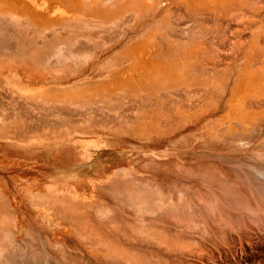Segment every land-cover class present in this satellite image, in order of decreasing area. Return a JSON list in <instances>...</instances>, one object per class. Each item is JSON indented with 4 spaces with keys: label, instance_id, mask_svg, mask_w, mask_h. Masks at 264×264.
I'll return each instance as SVG.
<instances>
[{
    "label": "rangeland",
    "instance_id": "1",
    "mask_svg": "<svg viewBox=\"0 0 264 264\" xmlns=\"http://www.w3.org/2000/svg\"><path fill=\"white\" fill-rule=\"evenodd\" d=\"M99 1L110 12L100 19L114 23L100 27L72 18L67 21L79 22L78 27L59 30L60 47L78 55L71 63L48 64L37 57L40 39L53 37L49 30L41 36L23 22L11 21L1 29L20 35L21 48L27 50L17 56L0 54V264H264V0H199L195 6L192 0ZM29 4L0 0V15L29 19ZM49 8L44 6L45 13L39 11L36 18L50 28L72 17L70 8H52L51 17L60 20L42 19L49 18ZM154 20L158 24L153 28L139 27ZM168 22L171 27L165 26ZM147 30L164 43L171 41L172 57H186L177 62L189 64L192 76L168 99L164 89L157 90L163 96L155 102L160 120L145 130L148 139L122 132L118 125L123 123L116 119L121 110L134 119L135 109L150 103L147 96L119 94L107 97H117L113 103L102 97L44 106L29 99L32 81L38 82L36 88L81 87L95 77L102 58ZM34 38L40 39L32 43ZM15 87L24 89L18 92L25 100L11 96ZM236 89L241 100L229 110ZM103 102L110 108L99 106ZM13 111L21 119L5 116ZM16 125L22 126L17 132Z\"/></svg>",
    "mask_w": 264,
    "mask_h": 264
},
{
    "label": "bare ground",
    "instance_id": "2",
    "mask_svg": "<svg viewBox=\"0 0 264 264\" xmlns=\"http://www.w3.org/2000/svg\"><path fill=\"white\" fill-rule=\"evenodd\" d=\"M199 2V0H192L191 1V3L190 4H192V5H196L197 3ZM258 5V4H257ZM18 10H20V11H22V9L21 8H19ZM53 9L52 8H49L48 10H47V16L48 17H51V15H52V13H53ZM173 11V10H172ZM14 12L15 13H17L18 11H17V9H16V7H15V10H14ZM240 13V12H239ZM165 15H166V13H165ZM173 15V14H172ZM241 16V15H240ZM244 16V15H243ZM6 18L7 17V19H8V22H3V20H1L0 19V54H4V55H8V54H11V55H23L24 54V52L27 50V49H23V48H21V45H22V43H23V41L21 40L22 38H19L20 37V35L17 37V36H11L10 34H6V33H4L3 34V32L1 31V29L2 28H5V27H7V23H9L10 25L12 24L11 22H15V23H17L18 25L19 24H22V23H20V22H23L27 27L29 26V30L31 31V32H35L36 34H38V35H41V36H43V32H45L46 30H49V31H51L52 33H51V35H53V37H51V38H49V37H42L41 39L40 38H37V39H40L41 41H42V47H40L39 49H34V51L35 52H37L38 54H37V57H40V59H43V61L44 60H46V61H49V63L48 64H60V63H62V62H64V61H68V62H70L71 63V61H74L77 57H78V55H77V57H75L74 55H71L72 54V52L70 51V50H65L63 47H60V45H62L63 43H64V41L63 40H61L60 38H59V34L61 33V32H59V30H61V29H69V28H71V27H74V26H76V27H78V23L79 22H75L74 24L71 22V21H62V22H60V23H58L56 26H54V27H52V28H50L49 26H48V28H43V29H39V26L41 25V23L40 24H38V23H31L30 21H29V19H25V18H23L22 20H19V17H14V16H7V15H4V14H1L0 15V18ZM215 18V17H214ZM21 19V18H20ZM42 19H50V18H42ZM233 19V18H232ZM11 21V22H10ZM216 22V21H215ZM226 22V21H225ZM231 22V21H230ZM235 22H236V20H235ZM234 22V23H235ZM202 23V22H201ZM226 23H228V22H226ZM87 24H88V22H87ZM89 24H90V22H89ZM206 24V23H205ZM215 24V23H214ZM90 25H93V24H90ZM206 25H208V23L206 24ZM210 25V24H209ZM94 26H96L95 24H94ZM100 26V25H99ZM213 26V25H212ZM40 27H42V26H40ZM85 27V26H84ZM88 27V26H87ZM90 27V26H89ZM92 27V26H91ZM129 27V26H128ZM131 27V26H130ZM210 28V27H209ZM224 28V27H223ZM222 29V28H221ZM234 29V28H233ZM99 30V29H98ZM100 30H103L102 28L100 29ZM88 31V30H87ZM130 31V30H129ZM230 31H232V30H230ZM22 32V31H21ZM84 32V31H83ZM169 32H172V31H169ZM186 33V32H185ZM219 33H220V31H219ZM24 34V33H23ZM130 34V33H129ZM136 34H138L137 32H136ZM223 34V33H222ZM221 34V35H222ZM230 34V33H229ZM33 35V34H32ZM56 35H57V37H56ZM101 35V34H100ZM171 35V34H170ZM174 35V34H173ZM215 35V34H214ZM24 36V35H23ZM87 36V35H86ZM37 37V36H36ZM72 37V36H71ZM91 37V36H90ZM120 37V36H119ZM170 37V36H169ZM218 37V36H217ZM57 38H58V40H57ZM93 38V37H92ZM91 38V39H92ZM104 38V37H103ZM120 38H122V37H120ZM119 38V39H120ZM167 38V37H166ZM36 38H34L31 42L32 43H37L38 41H37V39L35 40ZM79 39V38H78ZM83 39V38H82ZM129 39H131V38H129ZM136 39V38H135ZM134 39V40H135ZM164 39V38H163ZM212 39V41H213V38H211ZM26 40V39H25ZM84 40V39H83ZM162 40V39H161ZM125 41V40H124ZM132 41V40H131ZM229 41V40H228ZM95 42V41H94ZM97 42V41H96ZM104 42V41H103ZM211 42V41H210ZM214 42V41H213ZM27 43H28V41H27ZM65 43H67V41L65 42ZM69 43H71V41H69ZM116 43V42H115ZM123 43V42H122ZM134 43V42H133ZM136 43V42H135ZM227 43V42H226ZM74 44H76V43H74ZM94 44V43H93ZM103 44V43H102ZM117 44H119V43H117ZM116 44V45H117ZM164 44H166V43H164ZM212 44V43H211ZM44 45V46H43ZM105 45V44H104ZM173 45V44H172ZM227 45H229V44H227ZM244 45V44H243ZM8 46H9V48H8ZM26 46V45H25ZM68 46V45H67ZM107 46V45H106ZM106 46H105V48H106ZM113 46V45H112ZM121 46V45H120ZM132 46V45H131ZM166 46V45H165ZM174 46V45H173ZM218 46V45H217ZM231 46V45H230ZM94 47H95V45H94ZM97 47V46H96ZM102 47V46H101ZM148 48L147 49H144L145 48V46H142V45H134L133 47H130L129 49H128V52H129V59H127L126 61H125V64H126V67H123L122 69H120V70H118V71H115L114 73H116V74H113V78L112 79H109L107 82L106 81H104L103 83H100V84H98L97 85V88L98 87H106V88H108V89H105V91H103V92H99V94L100 93H108V92H111L112 90H114V89H112V90H110V87L111 86H113V85H117V86H121V87H118V88H123V87H129L130 85H132V88H130L129 89V91H121L120 93H117V94H114L113 96H115V95H119V94H122V96H126V95H128V97H139V96H147V98L146 99H148L149 100V104L147 105V107L146 108H141V109H135L136 111H134V112H136V114H134V119L133 118H129V117H127V116H125L124 115V112L121 110V111H117L118 112V114L116 115V119H118V121L120 120L122 123H123V125H125V123L126 122H128L129 124L128 125H125V129L123 130V128H124V126L123 125H121V126H119L118 125V129L119 130H121L122 132H124V133H127V132H132V134L136 137V135H138V139H142V138H145V139H148L149 137H151L150 135L149 136H145V130H147L148 129V127H149V124L150 123H152V124H157V126H158V124H159V120H160V114L158 113V108L156 107V106H158V104L157 105H155V102L156 101H158V102H162V94H164L165 95V97H167L168 96V94L169 93H171L173 90H171V89H164V93H162V94H159V92L157 91L158 90V88L157 87H155V88H153V89H155L156 91L155 92H149V93H147V92H145L144 90H150L154 85H156L157 83L156 82H154V81H157L158 80V78H154V75H153V71L151 70V69H153L154 67H158V60H156L155 58H152V57H150V47L149 46H147ZM223 47V46H222ZM71 49H72V47H70ZM119 48V47H118ZM158 48V47H157ZM217 48V47H216ZM31 48H29V50H30ZM33 49V48H32ZM98 49V48H97ZM103 49V48H102ZM107 49H108V47H107ZM123 49V48H122ZM75 49H73V51H74ZM160 50V49H159ZM171 50V49H170ZM210 50V49H209ZM222 50V49H221ZM31 51V50H30ZM33 51V52H34ZM176 51V50H175ZM216 51V50H215ZM214 51V52H215ZM103 52V51H102ZM119 52V51H118ZM218 52V51H217ZM27 53H28V51H27ZM30 53V52H29ZM76 53V52H75ZM78 53V52H77ZM93 53V52H92ZM113 53H117V52H113ZM169 53V52H168ZM219 53V52H218ZM34 54V53H33ZM181 54V52L179 53V55ZM31 54H29V56H30ZM132 55V56H131ZM134 55H137L136 56V58H134L133 56ZM153 55V54H152ZM27 56V55H26ZM145 56H148L147 58L145 57ZM20 57H24V56H20ZM74 57V58H73ZM165 57V56H164ZM32 58V57H31ZM109 58H110V55H109ZM33 60V59H32ZM215 60V59H214ZM77 62H79L78 60H76ZM212 61V60H211ZM2 62V61H1ZM9 62V61H8ZM35 62V61H34ZM105 62V61H104ZM113 62H115V61H113ZM112 61H111V63H113ZM222 62V61H221ZM6 63V62H5ZM12 63V62H11ZM45 63V62H44ZM105 63H103V65H104ZM107 64V63H106ZM122 64V63H121ZM114 65V64H113ZM107 66H108V64H107ZM111 66V65H110ZM124 66V65H123ZM39 67V66H38ZM109 67V66H108ZM231 67V66H230ZM234 67V66H233ZM68 69H70V68H68ZM71 70H73V69H71ZM70 70V71H71ZM104 70V69H103ZM45 71V70H44ZM47 71V70H46ZM69 71V70H68ZM112 71V70H111ZM72 72V71H71ZM74 73H75V71H73ZM72 72V73H73ZM220 72V71H219ZM5 73V72H4ZM74 73H73V75H74ZM79 73H81L80 72V70H79ZM242 73H244V71H242L240 74H242ZM68 74H69V72H68ZM5 77V76H4ZM3 77V78H4ZM109 76H104L103 78L104 79H107ZM8 79V78H7ZM153 79H155L154 81H153ZM245 79H247V77L246 76H244L243 78H242V80H241V83H240V80H238L237 82H239L240 84H242L243 83V85L242 86H245V82L247 81V80H245ZM245 81V82H244ZM152 82H154V85H152ZM237 82H236V86H238V87H240L239 85H237ZM0 83H1V81H0ZM3 83V82H2ZM1 83V84H2ZM2 86V85H1ZM4 86V85H3ZM5 87V86H4ZM6 89H7V87H5ZM9 88V87H8ZM16 88V87H15ZM15 88H13L14 89V91H12V89H11V96H16V98H21V99H24L23 98V96L22 95H20L19 94V92H22L20 89H18V91H17V88L15 89ZM125 88H123V89H125ZM3 89H0V91H2ZM8 90V89H7ZM6 90V91H7ZM9 91V90H8ZM7 91V92H8ZM93 91V90H92ZM14 92H15V94H14ZM237 93H238V90L236 89V91L234 90L233 91V95L230 97V99L228 100V109L230 110L231 108H235V106H234V104H236L235 102L237 101V99H238V101L240 102V100H241V98H238L236 95H237ZM49 94V93H48ZM52 94V93H51ZM74 94H76V93H74ZM79 94V93H78ZM36 95V94H35ZM35 95H34V97H35ZM66 95V94H65ZM69 95V94H68ZM68 95H66V96H68ZM93 95H94V93H93ZM190 95V94H189ZM40 96H41V94H40ZM173 96V95H172ZM29 97V96H28ZM50 97V96H49ZM63 97V96H62ZM95 97V96H94ZM46 98V99H45ZM45 98H42V97H36V98H33V100H37V101H39V102H42L41 104L44 106V104H47V103H49L50 102V100H49V98H47V97H45ZM52 98V97H51ZM107 99L106 101L107 102H110L113 98H117V97H112L111 99H110V101H109V99L107 98V97H104V99ZM124 98V97H123ZM142 98V97H141ZM169 97H167V99H168ZM1 99H2V95H1ZM26 99V98H25ZM24 99V100H25ZM125 99V98H124ZM146 99H144V100H146ZM171 99H173V98H171ZM170 99V100H171ZM6 100V102L8 101L7 99H5ZM15 100V99H14ZM17 100V99H16ZM23 100V101H24ZM119 100H120V97H119ZM126 100V99H125ZM166 100V99H165ZM3 101H4V99H3ZM99 101H103V100H99ZM105 101V102H106ZM116 101V100H115ZM124 101V100H123ZM131 101V100H130ZM173 101V100H172ZM27 102L28 101H26V104H27ZM52 102V101H51ZM105 102H103V103H101V105H99V106H107L108 104H105ZM148 102V101H147ZM169 102V101H168ZM15 103V102H14ZM23 103H25V102H23ZM31 103V104H30ZM29 104L30 105H32V103L33 102H30ZM38 103V102H37ZM36 103V104H37ZM112 103H113V100H112ZM111 103V104H112ZM115 103V102H114ZM129 103V102H128ZM132 105H133V101L132 102H130ZM135 103H137L136 101H135ZM141 103V102H140ZM175 103V102H174ZM2 104V103H1ZM38 104H40V103H38ZM38 104H37V106H38ZM125 104H127V103H125ZM165 104H168V103H165ZM171 104V103H170ZM179 104V103H178ZM34 105H35V103H34ZM94 105V104H93ZM92 105V106H93ZM98 104H96V106H97ZM113 105V104H112ZM116 105H117V103H116ZM121 105V104H120ZM27 106V105H26ZM48 106V105H47ZM47 106H45L46 108H47ZM54 107L56 106L55 104L53 105ZM68 105H64L62 108H64V107H67ZM126 106V105H125ZM127 106H130V105H127ZM0 107H1V105H0ZM25 107V106H24ZM23 107V108H24ZM30 107V106H29ZM40 106H38V108H39ZM42 107V106H41ZM60 107V106H59ZM58 107V108H59ZM76 107V106H75ZM78 107V106H77ZM90 107V106H89ZM94 107H95V105H94ZM104 107V111L106 110V108L108 107H106L105 108ZM120 107V106H119ZM137 107V106H136ZM151 107H154V109H152ZM37 108V107H36ZM55 108H57V106L55 107ZM71 108V107H70ZM70 108H68V110L70 109ZM80 108H81V106H80ZM88 108V107H87ZM108 108H110V107H108ZM170 108H171V106H170ZM3 109H4V107H3ZM32 109H33V107H32ZM32 109H30V110H32ZM42 109H43V107H42ZM54 109V108H53ZM61 109V108H60ZM72 109V108H71ZM78 109V108H77ZM82 109V108H81ZM39 110H41L40 108H39ZM38 109H37V111H39ZM52 110V109H51ZM50 110V111H51ZM62 110V109H61ZM67 110V109H66ZM183 110H184V108H183ZM18 111V110H17ZM33 111V110H32ZM44 111V110H43ZM42 111V112H43ZM54 111H55V109H54ZM57 111H59L58 109H57ZM57 111H55L56 113H57ZM71 111V110H70ZM80 111V110H79ZM103 111V110H102ZM107 111V110H106ZM125 111V110H124ZM163 111V110H162ZM181 111V110H180ZM186 111V110H185ZM3 112V111H2ZM19 112V111H18ZM42 112H40L41 113V115H43L44 114V112H43V114H42ZM69 112V111H68ZM187 112V111H186ZM14 113V111L13 112H8L7 113V115L5 114V116H9L10 114H11V116H9V117H13V118H18V119H21V117L20 116H18V115H14L13 114ZM112 113V112H111ZM165 113V112H164ZM37 114V113H36ZM47 114V113H46ZM55 113H53V115H54ZM99 114V113H98ZM126 114V113H125ZM172 114V113H171ZM183 114V113H182ZM38 115H40V114H38ZM88 115V114H87ZM113 115H114V113H113ZM169 115V114H168ZM55 116V115H54ZM56 116H58V115H56ZM61 116H63V115H60V116H58L59 118L61 117ZM167 116V115H166ZM182 116V115H181ZM29 117V116H28ZM38 117V116H37ZM48 117V116H47ZM50 117V116H49ZM66 117H69V116H66ZM65 117V118H66ZM83 117V116H82ZM99 117V116H98ZM97 117V118H98ZM114 117H115V115H114ZM183 117V116H182ZM12 118V120H14ZM63 118V117H62ZM73 118V117H72ZM72 118L70 117V119L72 120ZM112 118V117H111ZM172 118H174V117H172ZM221 118V121H222V119L223 118H225L226 119V116H223V118L222 117H220ZM9 119H11V118H9ZM41 119V118H40ZM67 119V118H66ZM69 119V118H68ZM67 119V120H68ZM73 119H77L76 117L75 118H73ZM175 119H176V116H175ZM182 119V118H181ZM45 120V119H44ZM50 120H51V118H50ZM66 120V121H67ZM113 120V119H112ZM8 121V120H7ZM7 121H6V123H7ZM20 121V120H19ZM33 121H34V119H33ZM54 121V120H53ZM69 121V120H68ZM67 121V122H68ZM117 121V122H118ZM119 121V123H121ZM172 121V120H171ZM183 121V120H182ZM8 122H10L11 123V121H8ZM23 122H25L24 120H23ZM27 123L29 122V121H26ZM55 122V121H54ZM58 122H62V120L61 119H59V121ZM57 122V123H58ZM66 122V126H67V123ZM100 122V121H99ZM173 122V121H172ZM6 123H4V122H1V124H6ZM17 123H18V121H17ZM20 123V122H19ZM37 123V122H36ZM62 123H65L64 121L62 122ZM61 123V124H62ZM84 123H86V122H84ZM83 123V124H84ZM105 123V122H104ZM121 123V124H122ZM225 123H227V122H225ZM31 126H32V121H31ZM48 124H51V126L52 125H54V124H52V122H48ZM55 124H56V122H55ZM61 124H59V125H61ZM75 124V123H74ZM74 124H72L73 126H74ZM76 124H78V123H76ZM80 124V123H79ZM110 124V123H109ZM165 124V123H164ZM223 124V123H222ZM238 123H236V125H237ZM20 125H21V123H20ZM20 125H18L19 126V128H21L22 126H20ZM44 125V124H43ZM68 125H71V124H68ZM88 125H90L89 123L86 125V126H88ZM93 125V124H92ZM99 125H101V124H99ZM99 125H98V127H99ZM105 126H106V123L104 124ZM162 125V124H161ZM5 126V125H4ZM6 126H7V124H6ZM17 125H16V132H17V127H18ZM57 126V125H56ZM56 126H54L55 128H58V127H56ZM91 126V125H90ZM90 126H88V127H90ZM94 126V125H93ZM92 126V128H95L96 129V127L94 126L93 127ZM102 126V125H101ZM218 126V125H217ZM7 127H9V126H7ZM12 127H14V126H12ZM30 126L28 125V128H29ZM53 127V126H52ZM53 127V128H54ZM62 128L64 127V124H63V126H61ZM60 126H59V128H61ZM97 127V128H98ZM107 127V126H106ZM105 127V128H106ZM112 127H114V126H112ZM123 127V128H122ZM165 127V126H164ZM167 127V126H166ZM237 127V126H236ZM46 128H47V126H46ZM48 128H50V126H48ZM53 128H51V129H53ZM104 128V127H103ZM152 128V127H151ZM10 129H12V128H10ZM23 129V128H22ZM43 129V127L41 128V130ZM75 129V128H74ZM78 129V128H77ZM99 129V128H98ZM178 128H176V130H177ZM180 129V128H179ZM179 129H178V131H179ZM238 129H239V127H238ZM19 130H21V129H19ZM60 130V129H59ZM73 130V129H72ZM79 130H81V129H79ZM85 130H86V128H85ZM88 131V130H87ZM93 131V130H92ZM91 131V132H92ZM95 131H97V130H95ZM94 131V132H95ZM153 131V130H152ZM10 132H14V130H10ZM21 132H22V130H21ZM35 132V131H34ZM71 132V131H70ZM98 132V131H97ZM166 132H168V131H166ZM22 133H24V132H22ZM93 133V132H92ZM96 133V132H95ZM107 133V132H106ZM105 133V134H106ZM143 133V134H142ZM149 134V133H148ZM26 135V134H25ZM24 135V136H25ZM121 135V134H120ZM147 135V134H146ZM186 135H187V133H186ZM123 136V135H122ZM130 137H131V135H130ZM25 139V138H24ZM45 139V138H44ZM23 140V139H22ZM156 140V139H155ZM157 140H158V138H157ZM123 141V140H122ZM135 141V140H134ZM146 141V140H145ZM159 142V141H158ZM148 145V144H147ZM170 146V145H169ZM172 146V145H171ZM259 159V158H258ZM154 161V160H153ZM151 162V161H150ZM156 162V161H155ZM164 163V162H163ZM203 165V164H202ZM155 167H157V166H155ZM154 170H157L156 168H154ZM158 170H159V168H158ZM163 171V170H162ZM208 172V171H207ZM199 173V172H198ZM123 174H125V172H123ZM157 174V173H156ZM155 174V175H156ZM131 175V174H130ZM255 175V174H254ZM157 176V175H156ZM162 176V175H161ZM258 176V175H257ZM204 177V176H203ZM126 178V177H125ZM244 178V177H243ZM41 179H43L42 177H41ZM143 179V178H142ZM126 180V179H125ZM127 180H128V176H127ZM146 180V179H145ZM149 180V179H148ZM133 184V183H132ZM156 184V183H155ZM135 185V184H134ZM35 186V185H34ZM152 186V185H151ZM150 186V187H151ZM107 187V186H106ZM42 188V187H41ZM137 188V187H136ZM112 189V188H111ZM148 189H149V187H148ZM154 189H156V188H154ZM157 190V189H156ZM113 191V190H112ZM111 191V192H112ZM139 191V190H138ZM142 191V190H141ZM150 191V190H149ZM152 192H153V187H152V190H151ZM264 192V191H263ZM115 193V192H114ZM153 193H155V192H153ZM156 193H158V194H161V193H159V192H156ZM39 194V193H38ZM113 194V193H112ZM167 194V193H166ZM197 194V193H196ZM113 196H115V194L113 195ZM129 196H131V195H129ZM137 196V195H136ZM154 196H156V194L154 195ZM165 196V195H164ZM164 196H162L161 197V199H162V202H163V197ZM132 197L133 198H135L134 196H133V194H132ZM143 197V196H142ZM165 197H167V196H165ZM143 198H145V197H143ZM157 198V197H156ZM167 198H169V197H167ZM118 199V198H117ZM137 199H138V196H137ZM136 199V200H137ZM139 199H140V197H139ZM138 199V200H139ZM142 199V198H141ZM161 199H160V201H161ZM173 199V198H172ZM132 200H134V199H132ZM136 200H135V202L134 203H136ZM138 200H137V202H138ZM143 200V199H142ZM165 201H166V199H164ZM231 200V199H230ZM128 201V200H127ZM143 201H146V199L145 200H143ZM143 201H141L142 203H143ZM150 201H151V199H150ZM155 200H153V202H154ZM169 202H170V198H169V200H168ZM132 202V201H131ZM140 202V201H139ZM152 202V203H153ZM167 202V201H166ZM166 202H164L165 204H166ZM180 202V201H179ZM120 203V202H119ZM147 203H149V201L147 202ZM156 203V202H155ZM171 203V202H170ZM226 203V202H225ZM146 204V203H145ZM157 204H158V202H157ZM160 204V203H159ZM158 204V205H159ZM173 204H175V203H173ZM176 204H177V202H176ZM180 204V203H179ZM129 205V204H128ZM147 205V204H146ZM149 205V204H148ZM152 205V204H151ZM154 205V204H153ZM167 205H168V203H167ZM187 205V204H186ZM42 206V205H41ZM140 206V205H139ZM150 206V205H149ZM155 206V205H154ZM160 206H163V204H160ZM159 206V207H160ZM168 206H170V204L168 205ZM49 207V206H48ZM144 206H142V208H143ZM151 207V206H150ZM157 207V206H156ZM172 207V206H171ZM1 208V207H0ZM125 208V207H124ZM207 208V207H206ZM5 209V208H4ZM147 209H149V208H147ZM177 209V208H176ZM181 209V208H180ZM51 210V209H50ZM123 210V209H122ZM135 210V209H134ZM166 210V209H165ZM167 210H168V208H167ZM182 210V209H181ZM189 210V209H188ZM247 210V209H246ZM49 211V210H48ZM124 211V210H123ZM125 211H129V209L128 210H125ZM131 211V210H130ZM149 211H150V213H152L151 212V210L149 209ZM162 211V210H161ZM183 211V210H182ZM96 212V211H95ZM99 212V211H98ZM106 212V211H105ZM186 212V211H185ZM189 212V211H188ZM126 213V212H125ZM140 213V212H139ZM167 213V212H166ZM166 213H165V215H164V217L166 216ZM177 213V212H176ZM179 213V212H178ZM178 213H177V215H178ZM96 214V213H95ZM129 214V213H128ZM146 214V213H145ZM175 214V213H174ZM181 214H183V213H181ZM100 215V214H99ZM98 215V217H102V216H99ZM134 215V214H133ZM146 215H148V214H146ZM151 215V214H150ZM172 215V214H171ZM107 216V215H106ZM144 216V215H143ZM153 216V215H152ZM155 217H158L157 216V213H155V215H154ZM182 216V215H181ZM193 216H195V215H193ZM138 217V216H137ZM145 217V216H144ZM147 217V216H146ZM145 217V218H146ZM149 217V216H148ZM151 217V216H150ZM161 216H159V218H160ZM175 217V216H174ZM185 217H188V216H185ZM190 217V216H189ZM103 218V217H102ZM176 218V217H175ZM178 218H180V217H178ZM178 218H176V219H178ZM92 219V218H91ZM143 219V218H142ZM184 219V218H183ZM186 219H188V218H186ZM185 219V221H187V222H193V221H188V220H186ZM145 220V219H144ZM157 220H158V218H157ZM191 220H193L192 218H191ZM117 221V220H116ZM137 221H140V220H137ZM147 221V220H146ZM171 221V220H170ZM179 221H181L180 219H179ZM159 222H161V223H165V219H163V221H161V219L159 220ZM91 223H92V221H91ZM104 223V222H103ZM143 223H145V222H143ZM167 223V222H166ZM165 223V224H166ZM173 223V222H172ZM171 223V224H172ZM175 223H177V222H175ZM188 224V223H187ZM104 225H106L105 223H104ZM118 225V224H117ZM180 225V224H179ZM84 226V225H83ZM102 226V225H101ZM107 226V225H106ZM170 226V225H169ZM177 226H178V224H177ZM182 226V225H181ZM120 227V226H119ZM154 228V226H151V228ZM188 227V226H187ZM180 228V227H179ZM186 228V227H185ZM155 229V228H154ZM157 229V228H156ZM175 229V228H174ZM177 229V228H176ZM191 229H192V227H191ZM158 230V229H157ZM160 230V229H159ZM184 230V229H183ZM187 230H188V228H187ZM162 231V230H161ZM123 232V231H122ZM154 232V231H153ZM159 231H157V233H158ZM185 232V231H184ZM5 233V232H4ZM7 233V232H6ZM83 234V233H82ZM125 236V235H124ZM137 236V235H136ZM3 237V236H2ZM6 238V237H5ZM82 239V238H81ZM85 239V238H84ZM94 239H96V238H94ZM80 240V239H79ZM84 241V240H83ZM96 241V240H95ZM90 242V241H89ZM140 244V243H139ZM3 245V244H2ZM54 245V244H53ZM55 246V245H54ZM57 246H59V245H57ZM138 246V245H137ZM140 246V245H139ZM140 248V247H139ZM152 248H154V247H152ZM152 248H150V249H152ZM134 252H137V251H134ZM153 254V253H152ZM3 257V256H2ZM140 257V256H139ZM158 257V256H157ZM160 257V256H159ZM141 258V257H140ZM73 260V259H72ZM116 260V259H115ZM124 261V260H123ZM128 261V260H127ZM148 261V260H147ZM116 263V262H115ZM74 264V263H73Z\"/></svg>",
    "mask_w": 264,
    "mask_h": 264
},
{
    "label": "crops",
    "instance_id": "3",
    "mask_svg": "<svg viewBox=\"0 0 264 264\" xmlns=\"http://www.w3.org/2000/svg\"><path fill=\"white\" fill-rule=\"evenodd\" d=\"M29 1L31 3L29 4V11H28L29 21L38 23V24L41 23L40 26L42 27L39 26V29L48 28V26H51L49 24L41 22L39 19L36 18L37 17L36 14L39 11L40 12L42 11L45 13L44 6H50L58 10H60V8H70L72 17H69L67 19L62 18L61 21L65 20L67 22L68 19H72V18H78L79 19L78 21L87 19L86 22H90L91 24H97V26L100 25V27L107 26L109 23L115 22L113 20H106L102 18L100 19V17L108 16V13L110 12H107V9H105L106 7L104 3L103 4L100 3L99 0H78L77 2L78 4L73 3L74 0H29ZM110 1L111 0H105L107 4H109ZM36 5L38 8L34 7ZM83 10L86 11L87 13H83ZM58 17H61V16L57 15L55 17H49V18L55 19ZM155 24H158L157 20L149 21L146 23L142 22L141 25H139V27L143 26V28L145 27V28L150 29V28H153L152 26H155ZM165 26L171 27L172 24L168 22L166 23ZM155 34L156 33L154 31L147 30V31L142 32L137 37H134L133 39H131L132 41L130 40L124 44L122 43L121 46H119V48L117 47L113 51L117 53L112 52L111 54H109L110 58H109V55L105 58H102V62L96 65L97 73L95 77L92 79H89V81H83L81 83V87H79L80 85L77 87L75 86L62 87L59 85L53 86V87L45 85L44 87L43 85L42 88L41 87L36 88L37 87L36 83L38 82L32 81V83L29 85V99L36 98V97H42V98L47 97L49 98L50 102L51 101L55 102V101L87 100L85 98H91L94 100V99L102 98V97H110V96H113L114 94L120 93L121 91H129V89L132 88V85L126 88L123 87L125 89L118 88L121 86L113 85L110 87V90L114 89L111 92L99 94V92H103L105 91V89H108V88L106 87L97 88V85L100 83H103L104 81L107 82L109 79H112L113 74L117 73V72L114 73L115 71H118L122 69L123 67H126L125 61L129 59L128 49L130 47H133L134 45L149 46L150 47V57L158 60V67H154L153 69H151L153 71L154 78H158L157 81H154L155 79H153V81L156 82L157 84L154 85V82H152V85L154 86L150 90H144L145 92L147 93H149L150 91L155 92L156 90L153 89L155 87H157L158 90H160V92H163L162 91L163 89L176 90V89L182 88V86L184 85H188L189 83L188 81H191V77H192L187 73L189 64L184 63V62H177L179 60L181 61V60L186 59V57H181V56H177L176 58L172 57L174 50H173L171 41L169 43L164 44V42L161 41ZM136 56L137 55H134L133 57L136 58ZM111 61L112 62L115 61V62L111 63ZM103 63L105 64L103 65ZM106 63L108 64L109 67L107 66ZM92 71H94V68L92 69ZM91 76H92V73H91ZM104 76H109V77L107 79H104L103 78ZM20 90L22 91L24 89L20 88ZM65 94L66 95L69 94V95L66 96Z\"/></svg>",
    "mask_w": 264,
    "mask_h": 264
}]
</instances>
